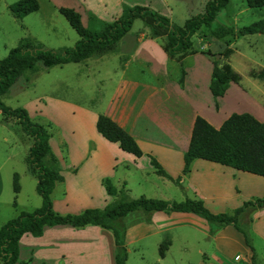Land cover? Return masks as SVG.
Listing matches in <instances>:
<instances>
[{
    "label": "rangeland",
    "instance_id": "rangeland-1",
    "mask_svg": "<svg viewBox=\"0 0 264 264\" xmlns=\"http://www.w3.org/2000/svg\"><path fill=\"white\" fill-rule=\"evenodd\" d=\"M15 1L17 0H0V59L22 38L52 50L72 46L78 36L57 11L59 6L76 10L83 25L88 24L90 14L105 21L117 18L123 3L150 6L166 15L172 23L181 25L189 16L202 12L207 0H37V10L21 18L14 17L9 10V5ZM261 18H264V4L259 8H253L248 7L245 0H228L227 4L216 13L210 27L203 25L198 34L191 36L192 49L195 52L209 49L215 53L210 58L217 62L222 61L218 52L221 51L224 42L230 48L232 54L229 53V58L225 60L238 74L240 86L246 92L245 97L241 96L237 101L235 112H249L248 110L256 109L259 111L263 108L264 77H256V74L264 69V34L238 35V31L243 26ZM215 26L227 27L229 34L221 39L214 38L210 34V28ZM141 30L147 31V28L141 20L135 19L118 42L117 50H120L121 46L124 47L123 42L126 43V47L129 46L130 42L140 36ZM203 33L206 35L203 36ZM189 61L191 56L183 61L182 67L190 66ZM137 64L131 62L125 75H135ZM199 67L200 72L202 71L200 63ZM114 70L119 73L115 68V55L112 52L100 57L87 58L78 63L49 68L39 66L20 77L1 96L4 104L11 108H24L29 118L45 125L50 134L48 142L55 161L49 163L45 157L44 163L59 169L61 176L66 178V188L68 185L70 190L64 201L59 199L63 189L61 184L56 182V187L51 190L50 199H55L52 208L59 214H77L85 208L100 209L114 199L104 194L101 187L100 195L94 193L89 200L79 202L80 184L85 172L79 170L77 176L73 178L64 167L66 151L77 147H83L82 149L85 150L88 145L84 142V138L89 133L96 132L93 118L96 114H102L104 104L113 89L116 77ZM30 143L31 138L20 130L15 118L7 119L3 123L0 115V226L20 212H29L41 203L35 190L36 179L28 174L24 162ZM123 155H116L117 162L107 171L108 175L105 179L120 190L121 182L117 183L114 178L125 177L127 185L123 186L122 191L127 198L153 194L150 182L157 179L155 175L150 171L137 172L133 167H124ZM82 159L83 157H80V160ZM14 173L17 174L19 185L16 193L12 190ZM246 175L248 174L241 173L240 177L232 180L231 186H234L235 190L234 193L230 191V194H234L233 197L218 201L207 200L204 206L213 214H231L234 209L242 206L243 202L264 198V185L261 184L264 178L251 176L252 179H258L257 181L260 182L257 189L252 190L248 187L251 180L246 178L249 177ZM179 185L186 186V178H182ZM179 185L177 184L176 190L174 189V199L171 201L192 198L189 191L185 188L181 189ZM253 213L254 211L244 210L238 215L237 225L241 231L236 230L231 224L219 226L214 222H206L195 214L187 217H195L197 221L195 223L186 217H177V223L166 224L168 228L158 234L161 240L159 243L165 239L170 242L162 258L158 256L159 245L152 242L157 236L138 240L134 237L135 230L131 229L125 244L127 252L125 264H246L250 251L244 238L253 247L256 261L264 264V231L259 230L260 218L254 219ZM255 221L257 225L253 226ZM202 223L209 224L211 231L208 235ZM88 227L92 226L88 225ZM221 229L224 230L220 233L224 238L215 240L217 231ZM59 233L50 235L49 240H46L48 242L46 248L45 242L35 240L28 243L22 239L19 242L21 250L19 259L28 258L27 246L33 244L39 248V255L33 264H40L41 260L44 261L42 264H114V254L107 250L108 246L103 241H100L103 245L100 246L101 243L97 242V239L95 241L93 235H86L89 236L86 240L88 248L87 252L84 250L82 252L72 250L71 247L77 243L76 238H83L84 233ZM60 240L67 242L69 246L66 255H60L57 249Z\"/></svg>",
    "mask_w": 264,
    "mask_h": 264
},
{
    "label": "trees",
    "instance_id": "trees-1",
    "mask_svg": "<svg viewBox=\"0 0 264 264\" xmlns=\"http://www.w3.org/2000/svg\"><path fill=\"white\" fill-rule=\"evenodd\" d=\"M228 0H207L200 13L186 18L181 25L172 23L169 18L158 10L140 4L121 5L120 15L105 21L93 14L88 17V24L83 25L80 14L71 7L59 6L57 11L63 16L68 25L75 31L78 38L70 47L60 50L42 48L38 43L22 38L17 45L10 48L0 59V115L1 122L15 118L20 130L31 138L27 155L24 158L26 171L36 179L35 190L40 197V205L29 212H20L8 219L0 226V262L1 264H29L30 258L20 260L18 241L24 233L40 236L45 226L67 224L76 229L87 225L99 226L111 232L114 244V264H125L127 252L125 247L124 216L133 210H140L143 214L152 211L191 212L201 216L207 222H214L219 226L231 224L241 231L237 225L238 215L244 210L264 208V198H256L243 202L242 206L233 210L231 214L211 213L200 200L186 198L182 201H167L139 195L125 199L122 189L117 190L105 179L103 185L108 196L115 197L110 204L103 208H85L77 214H59L52 208L50 193L56 182L62 180L61 174L53 165L44 163L47 157L49 163H54L50 146L49 132L45 125L33 121L22 107L4 104L1 96L7 92L20 77L37 67L49 68L67 63H78L87 58L100 57L117 50L118 42L130 29L135 19L142 21L151 37L160 40V47L168 57H180L187 53H195L192 49L191 36L200 32L201 26L210 27L216 13L227 4ZM248 7L259 8L264 0H245ZM38 8L37 0H17L9 5L11 14L21 18ZM264 34V18L258 19L247 26H243L238 35ZM214 38H224L229 34L225 26L210 28ZM206 34L203 33V36ZM212 64L208 90L213 97L222 96L230 82L237 83L239 76L225 60L229 53L226 42L218 52L221 62L211 59L215 53L209 49L200 51ZM183 70L181 69L177 82L182 85ZM256 77H264V69L257 72ZM217 107L215 103V108ZM95 130L107 141L139 157L141 150L133 137L109 117L98 114L95 120ZM200 158L211 162L232 167L236 170L264 177V121H259L247 112L230 113L214 128L204 118L195 115L189 142L182 155V173H186L192 160ZM151 165L156 172L162 173L160 166L151 158ZM176 184L178 180L175 181ZM12 190L18 192L17 174L12 176ZM118 196V198H117ZM250 250L251 264H260L255 260L253 247L244 238ZM168 241L158 246V256L163 257Z\"/></svg>",
    "mask_w": 264,
    "mask_h": 264
},
{
    "label": "crops",
    "instance_id": "crops-1",
    "mask_svg": "<svg viewBox=\"0 0 264 264\" xmlns=\"http://www.w3.org/2000/svg\"><path fill=\"white\" fill-rule=\"evenodd\" d=\"M139 34L140 36L130 42L129 46L126 47V43L122 41L124 47L121 46L120 50L112 52L115 55V68L119 73L116 70L113 71L116 73L115 83L101 113L112 119L133 137L141 150V155L134 157L121 150L116 143L107 141L97 131L89 133L84 138V142L88 145L85 150L82 149L83 147L70 148L65 153L66 164L64 167L73 178L77 176L79 170L85 172L80 184L81 191L78 195V201L85 202L94 193L100 195L101 187L102 192L106 194L102 183L108 175L107 171L115 166L117 154H124L122 156L125 158L124 167H133L137 172L150 171L157 178L150 182L153 194L145 197L171 201L174 199V189L176 190L177 184L179 185L182 182V178H186V186L179 185L180 188L187 189L192 197L190 199L200 200L204 205L207 200L218 201L233 197L234 194H230V191L234 193L235 188L231 186V183L234 178L240 177L241 173L248 174L246 176L249 177L246 178L251 180L248 187L252 190L257 189L256 187L259 186L260 182L257 181L258 179H252L251 176L258 177V175L205 159L196 158L192 160L188 171L186 173L181 172L183 166L182 155L188 146L195 115L201 116L214 128H218L230 113L235 112V105L241 96L245 97L246 92L240 86L239 80L237 83L230 82L222 96L213 97L208 90L212 64L204 54L198 51L181 55L178 58L168 57L160 47V40L151 37L148 29L147 31L141 30ZM188 56H191V61H189L191 65L182 67L183 61ZM131 62L138 63L135 70L136 74L125 75ZM199 63L202 66L200 72ZM181 69L184 72L182 85L177 82ZM262 106L263 108L260 107L259 111L258 109L248 110L247 113L259 121H264V101ZM96 117L97 114L93 118L94 128ZM80 157H83V159L80 160ZM151 158L160 166L162 173L155 171L150 163ZM259 177L264 178L263 176ZM65 179V176L62 175V180L56 183L63 186L60 193L61 198H59L62 201L67 198L70 192L68 185L66 188ZM114 180L117 183L121 182V189L127 185L125 177L114 178ZM176 180H178L177 184ZM261 184L264 185V182L261 181ZM125 199L131 198L125 197ZM53 200L51 202L54 207L55 202ZM253 211L254 219L260 218L259 230L264 231V208ZM191 214L194 213L152 211L143 214L140 210L130 211L123 218L126 227L125 244L129 239L131 229H133L135 230L133 231L135 239L157 236V238L152 239V242L159 245L161 240L158 234L160 235L162 230L168 228L166 224L172 225L177 223V217L187 218ZM191 218L187 219H190L193 223L197 222L194 219L195 217ZM201 225L205 227L208 235L211 231L209 224L202 223ZM256 225V221L253 222V226ZM67 226L69 225L45 226L42 234L36 237L24 233L18 241V246L19 242L24 239L28 243L35 240L45 242L47 243L46 248L48 247L47 241L50 235L59 232H72L84 233L82 239L76 238L77 243L72 245V250L87 252L86 240L89 236L86 237V235L91 234L94 236L95 241L98 240L99 243L103 241L108 246L107 250L114 254L113 238L109 230L93 225H91L92 227L87 225L80 229H69L71 227ZM223 231V229L217 231L218 235L215 240L224 238V235L220 234ZM165 241H168V248L170 242L167 239ZM57 244L59 245L57 249L60 255H66L69 249L67 242L60 240ZM100 246H103L102 243ZM38 251L39 248L36 245L28 244L26 255L30 258L29 264H33L37 260ZM20 253L19 248V255ZM43 262L41 260L40 264ZM246 264H251L250 260Z\"/></svg>",
    "mask_w": 264,
    "mask_h": 264
}]
</instances>
